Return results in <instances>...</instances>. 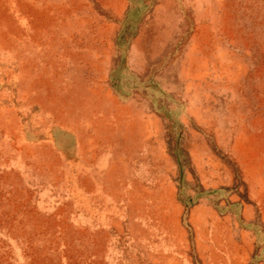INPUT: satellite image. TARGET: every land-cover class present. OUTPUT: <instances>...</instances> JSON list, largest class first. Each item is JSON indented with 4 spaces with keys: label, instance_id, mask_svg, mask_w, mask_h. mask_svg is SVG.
Segmentation results:
<instances>
[{
    "label": "rangeland",
    "instance_id": "obj_1",
    "mask_svg": "<svg viewBox=\"0 0 264 264\" xmlns=\"http://www.w3.org/2000/svg\"><path fill=\"white\" fill-rule=\"evenodd\" d=\"M0 264H264V0H0Z\"/></svg>",
    "mask_w": 264,
    "mask_h": 264
}]
</instances>
